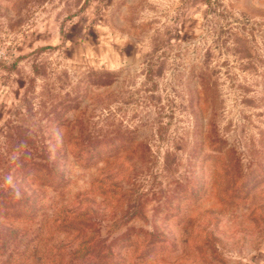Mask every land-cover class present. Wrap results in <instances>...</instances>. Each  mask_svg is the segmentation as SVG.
Instances as JSON below:
<instances>
[{
	"label": "rangeland",
	"instance_id": "obj_1",
	"mask_svg": "<svg viewBox=\"0 0 264 264\" xmlns=\"http://www.w3.org/2000/svg\"><path fill=\"white\" fill-rule=\"evenodd\" d=\"M0 264H264V0H0Z\"/></svg>",
	"mask_w": 264,
	"mask_h": 264
}]
</instances>
